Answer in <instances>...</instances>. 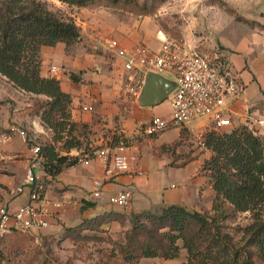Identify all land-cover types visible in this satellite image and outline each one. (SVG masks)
Returning <instances> with one entry per match:
<instances>
[{
  "label": "crops",
  "instance_id": "crops-1",
  "mask_svg": "<svg viewBox=\"0 0 264 264\" xmlns=\"http://www.w3.org/2000/svg\"><path fill=\"white\" fill-rule=\"evenodd\" d=\"M253 8L254 17L257 18L255 20L264 26V0H255ZM157 30L155 25H147L145 19H136L118 24L112 34L119 46L126 49L137 44L158 48L160 41ZM87 36L93 37V32ZM109 39L105 40V50L110 52L109 55L80 48L82 35L78 42L68 48L62 42L41 47V73L58 79L62 90L70 94L71 120L87 130L90 149L87 148V142L85 145L83 143L81 149H70L68 154L80 156L79 161L57 175L45 176L44 197L55 200L64 192L69 201L62 211L61 219L48 216V225L40 231L49 234L59 230L63 232L65 227H74L84 220L105 216L107 221L102 226L123 224L128 218L124 213L157 212L172 204L188 209L195 207L192 209L201 212L200 205L204 202L208 204L209 200L210 209L212 207V184L209 176L201 171V165L210 151H204L200 156L192 150L197 140L208 130L200 120L184 127L170 128L176 130L170 142L156 144L165 131L151 137H138L128 150L130 155L135 156L131 161V170L105 180L100 195L93 196L92 180L102 177L103 163L98 157H93L91 151L104 145H113L119 137L129 136L141 119H149L153 115L168 116L170 112L169 106L167 111L161 112V103L140 107L131 101L125 88V79L129 73L123 70L122 59L107 48ZM253 39L255 42L251 46L248 42ZM223 52L231 72L244 88L242 96L228 101L232 118L242 123L246 115L244 99L251 105V101L260 99L259 85L264 88V33H245L233 46L225 45ZM251 57H258L262 64L245 68V61L249 63ZM52 65L57 67L55 72L50 71ZM71 73L79 74L80 81H73ZM30 97L44 98L43 95L16 88L0 74V131L14 124L26 134L25 137L17 134L11 141L0 143V205H6L9 211H14L28 201V189L22 193H13L25 175L30 156L27 141L34 140L39 144L44 136L49 140L52 136L51 131L45 127L41 134L33 131L32 121L40 122V119L28 113ZM28 98L29 101H24ZM77 137L83 142L82 135L77 134ZM175 142L177 145L173 148ZM187 154L190 159L180 165L185 159L183 156ZM85 158L90 159L88 164L80 161ZM138 170H141V174L136 173ZM124 188L132 189L129 206L121 208L109 204V196ZM114 214H118V217H114Z\"/></svg>",
  "mask_w": 264,
  "mask_h": 264
},
{
  "label": "trees",
  "instance_id": "trees-1",
  "mask_svg": "<svg viewBox=\"0 0 264 264\" xmlns=\"http://www.w3.org/2000/svg\"><path fill=\"white\" fill-rule=\"evenodd\" d=\"M59 1L86 8L101 0ZM79 38L74 20L52 10L43 0H0V74L16 88L44 96L36 101L35 115L52 133L49 143L40 144L44 168L51 176L79 161L80 156L68 152L82 148L77 134L83 127L71 120V97L62 90L60 81L42 75L41 47L62 42L68 48ZM70 77L80 81L79 74L71 73ZM33 110L31 103L28 113ZM201 138L210 151L201 171L209 176L214 192L211 213L172 204L157 213L136 214L130 235L119 246L125 263H139L142 258L172 260L180 255L182 247L186 257L181 264H264V139L245 121L222 131L207 130ZM183 157L180 165L190 159L189 154ZM243 213L249 214L250 222L241 227L244 242L236 247L220 222ZM138 216L155 227L149 228ZM105 221L107 216L87 219L65 227L63 233L100 230ZM12 233L22 232L3 233L0 240ZM251 248L256 252L254 257Z\"/></svg>",
  "mask_w": 264,
  "mask_h": 264
},
{
  "label": "rangeland",
  "instance_id": "rangeland-1",
  "mask_svg": "<svg viewBox=\"0 0 264 264\" xmlns=\"http://www.w3.org/2000/svg\"><path fill=\"white\" fill-rule=\"evenodd\" d=\"M43 1L47 2L52 10L70 16L74 20L82 31L80 35L83 40L79 43L80 48L84 47L106 55L110 52L105 50V40L115 37L112 34L113 29L118 24L130 23L136 19H145L147 25H155L158 28L157 33L161 30L169 38L181 40L200 53L209 57L216 54L223 59L227 57L223 54L225 45L233 46L250 31L264 33V26L254 17L255 0H101L86 8H77L59 0ZM92 32L93 37H88V33ZM254 42L253 39L248 44L253 46ZM261 64L258 57H251L249 63L245 61V68L249 69V65L254 67ZM259 93L260 99L251 101L243 121L256 127L264 137V88L260 85ZM30 99L34 105L31 116H35L38 98L30 97ZM167 103L166 99L159 105L161 112L168 110ZM146 120L141 119L140 123ZM232 120L236 125V119L232 118ZM79 132L83 136L84 145L87 142V148L90 149L87 130L82 128ZM175 134V129L166 130L156 144L170 142ZM27 142L28 146L38 143L34 140ZM46 143H49V138L44 136L39 141V145ZM192 150L200 156L204 153L198 145L193 146ZM206 203L200 205V210L210 214L209 200L208 204ZM192 208L189 209L193 210ZM144 212L146 211L140 213ZM140 213H124L125 215H122L128 218L123 224L111 223L109 226L105 224L104 228L94 231L63 233L59 230L49 234L39 230L34 234L12 233L0 240V264H128L119 253V246L123 245L125 237L130 235L135 215ZM138 217L149 228L155 227L142 216ZM249 222V214L243 213L230 215L221 221L220 225L223 226L222 231L232 236L235 246L239 247L244 242L241 239L240 229ZM139 238L143 237L139 236ZM179 244L181 246L182 242L179 241ZM250 251L251 256H256L254 249L251 248ZM185 257L186 251L181 247L180 255L175 259L142 258L139 263L133 264H181Z\"/></svg>",
  "mask_w": 264,
  "mask_h": 264
},
{
  "label": "built area",
  "instance_id": "built-area-1",
  "mask_svg": "<svg viewBox=\"0 0 264 264\" xmlns=\"http://www.w3.org/2000/svg\"><path fill=\"white\" fill-rule=\"evenodd\" d=\"M157 38L160 41L158 48L137 44L126 49L120 47L118 40L114 38L107 42V48L122 59V68L129 73L125 79V88L132 102L136 101L147 72L159 73L172 79L175 87L167 97L170 109L168 116L153 115L138 123L129 136L119 137L115 144L97 147L91 151V155L98 157L103 163L102 177L92 180L94 197L100 195L105 180L131 170V161L135 156L130 155L128 150L138 137H151L198 120L203 121L208 130L222 131L234 125L228 101L242 96L244 88L225 59L216 54L209 57L200 53L181 40L169 38L161 30L158 31ZM56 70L55 65L50 67V71ZM244 100L247 113L250 104ZM32 128L34 132H44V126L38 121H32ZM17 134L26 136L24 130L14 124L9 125L0 131V143L11 141ZM196 144L202 150L208 151L202 138ZM29 149L25 175L13 190V193H22L24 189H28V201L14 211H9L4 204L0 205V235L9 231L34 234L48 225V216L52 215L60 220L62 211L68 204L69 197L64 192L59 199L49 200L44 197V179L47 175L45 159L39 144H32ZM80 161L88 164L90 159ZM136 173L141 174V170ZM131 199L132 189L124 188L110 195L108 202L125 208L129 206Z\"/></svg>",
  "mask_w": 264,
  "mask_h": 264
},
{
  "label": "water",
  "instance_id": "water-1",
  "mask_svg": "<svg viewBox=\"0 0 264 264\" xmlns=\"http://www.w3.org/2000/svg\"><path fill=\"white\" fill-rule=\"evenodd\" d=\"M174 87L172 79L159 73L147 72L135 102L140 107L158 105L167 99Z\"/></svg>",
  "mask_w": 264,
  "mask_h": 264
}]
</instances>
